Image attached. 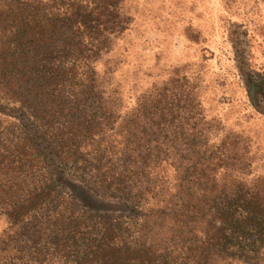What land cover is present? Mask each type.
Wrapping results in <instances>:
<instances>
[{
	"label": "trees",
	"instance_id": "1",
	"mask_svg": "<svg viewBox=\"0 0 264 264\" xmlns=\"http://www.w3.org/2000/svg\"><path fill=\"white\" fill-rule=\"evenodd\" d=\"M119 2L0 0V264H264L242 139L165 88L106 96Z\"/></svg>",
	"mask_w": 264,
	"mask_h": 264
},
{
	"label": "rangeland",
	"instance_id": "2",
	"mask_svg": "<svg viewBox=\"0 0 264 264\" xmlns=\"http://www.w3.org/2000/svg\"><path fill=\"white\" fill-rule=\"evenodd\" d=\"M117 10L122 25L92 60L106 96L122 113L164 88L181 107L189 100L219 138L247 146L240 179L264 181V0H120Z\"/></svg>",
	"mask_w": 264,
	"mask_h": 264
}]
</instances>
